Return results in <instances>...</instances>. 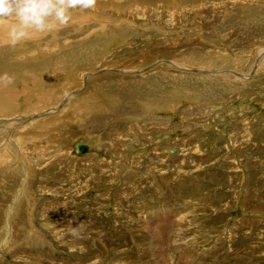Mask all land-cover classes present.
Masks as SVG:
<instances>
[{
    "label": "rangeland",
    "instance_id": "1",
    "mask_svg": "<svg viewBox=\"0 0 264 264\" xmlns=\"http://www.w3.org/2000/svg\"><path fill=\"white\" fill-rule=\"evenodd\" d=\"M164 1L95 0L92 9H71L58 31L15 46L6 43L10 21L0 22V60L36 70L71 59L66 77L52 64L43 79H54L47 88L56 102L39 103L56 108L78 91L60 111L11 126L0 160V264H264V62L249 69L264 47V0ZM163 43L175 47L171 54L152 55ZM141 47L149 57L141 59ZM175 58L253 73L224 80L166 63ZM160 67L175 78L154 74ZM88 90L95 98L85 95L84 105L110 104L109 113H88L79 125L70 107ZM23 94L11 116L33 114L37 99ZM55 115L63 123L41 125ZM22 130L29 135L19 142ZM112 137L124 140L121 156L111 153ZM77 142L88 152L76 154ZM177 213L186 217L178 225Z\"/></svg>",
    "mask_w": 264,
    "mask_h": 264
},
{
    "label": "bare ground",
    "instance_id": "2",
    "mask_svg": "<svg viewBox=\"0 0 264 264\" xmlns=\"http://www.w3.org/2000/svg\"><path fill=\"white\" fill-rule=\"evenodd\" d=\"M168 3V1H164V5L166 6V7H172L173 5H166ZM96 4V3H95ZM170 4H172L171 2H170ZM174 7V6H173ZM169 14H172L173 15V13L172 12H169ZM176 14V13H175ZM87 16V15H86ZM175 19V18H174ZM184 20H186L185 18H184ZM190 39L191 38H186V40H185V42H191L190 41ZM194 39V38H193ZM198 43V42H197ZM167 44H169V43H163L162 44V46L161 47H155V52L154 53H152V55H157V54H171V52H172V50H174V48L173 47H169L170 48V51H168L167 49H169V48H166L165 49V45H167ZM176 44V46H177V43H175ZM175 44H172L173 46H175ZM144 49V48H143ZM143 49H142V47L139 49V50H141V55H140V57H142L141 59H143V58H146V57H149V55H146V52H144L143 51ZM136 50V49H135ZM2 53L0 52V59H2L3 58V56L1 55ZM138 55V54H137ZM142 55H146V56H142ZM6 57V56H5ZM66 57V56H65ZM135 57V56H134ZM84 58H85V56H84ZM139 58V57H138ZM254 60H253V63H252V65H251V67L249 68V69H251V70H253L254 68H257L259 65H261L260 63H262V62H264V47H261V48H259V49H256V51H255V54H254ZM63 58H61V59H58L57 60V58L55 59V60H57L55 63H52V62H49L48 60L46 61V62H48V63H46L45 65H43V64H40L38 67L39 68H37L36 70H34L33 68H30V67H32L33 65H31L30 67H28V66H21V67H18V66H14V65H10L8 62H6V61H2V60H0V63L2 64V65H0V74H2V75H4V73H9V74H7L8 76H10L11 78H12V83L11 84H8V83H6V82H2V81H0V105H2L1 107H2V112H3V114H8V112H9V107H11L12 108V100L15 98V97H17V95L19 94V91H21V93L22 92H24V94L23 95H25V99H28V100H33V98H35V99H37V101L36 100H33L34 101V104H32V105H29L30 107H32V109H33V111H31V110H29L30 112H28L27 114H29V113H33V114H29L28 116H24V117H21V114H20V116H11V114H8V116H6V119L5 120H2V119H0V152L2 151L3 152V154H0V160H3V163H5V161H6V159H7V157L9 156L7 153H8V151H7V149L5 148V146L7 145V144H9V139L10 138H8V135H9V132H10V129H11V126H13V125H15V124H17L19 121H21V120H28V118L29 117H33L32 119H35V118H38V117H43V116H46V115H50L52 112L54 113V111L56 110L57 111V109L59 110V108L60 107H62L65 103H66V101H67V99L69 98V96L70 95H72V94H75V93H77L78 91H73L72 93H70V94H67L64 98H62V99H60V101L57 103V107L55 108V106L53 107V106H48V104L50 105V104H53V103H55L56 102V100L58 99V98H56L55 97V95H54V93H53V91L51 90V88L49 87V89L47 88L48 86H49V81H53L54 79H50V80H47V81H43V79H46L45 77H47V75L49 74V72H51V71H53V70H51V68L50 67H52V64H57L59 67H60V71L62 72L61 74L62 75H65V77L67 76L66 74L67 73H70V71L69 70H67V69H65V66L66 65H68V66H72V68H73V64L72 63H69V60H71V59H69L68 61L67 60H65V61H67V64H66V62L64 61V60H62ZM66 59H67V57H66ZM75 59V58H74ZM78 59V58H77ZM76 59V60H77ZM155 59V58H154ZM81 60H82V58H81ZM137 60V59H136ZM135 60V61H136ZM8 61V60H7ZM140 61V60H139ZM42 63H44V62H42ZM49 63H51V64H49ZM115 63V62H114ZM168 65H170V66H172L173 68H176V69H184V70H186V71H194V72H202V73H204V74H208V73H212V75H221L220 76V78H222V79H227V80H230L232 77L236 80V81H241L242 80V78H245L246 77V75L248 74H246V73H240V72H237L235 69H234V71L233 70H231V71H210V70H203V69H196V67H191V66H188V65H185V64H181L180 63V61H177V59L175 58L173 61L172 60H168L167 62H166ZM24 64V63H23ZM4 65H8V66H10V67H12V68H14V69H11V68H8V67H5ZM56 65V66H57ZM108 65V64H107ZM135 65V64H134ZM133 65V66H134ZM160 65V64H159ZM114 67V66H113ZM112 66L111 67H107V66H104V68L105 69H107V68H113ZM130 67V66H129ZM132 67V66H131ZM260 67V66H259ZM259 67H258V69H259ZM25 68V69H24ZM50 68V69H49ZM159 68V67H158ZM157 68V69H158ZM20 69H24V70H27V71H24V72H21V73H18L19 71H14V70H20ZM49 69V71H47ZM118 69V68H117ZM125 71H124V70ZM257 69V71H258V73L259 72H261L264 68H262L261 70H258ZM55 70V69H54ZM113 70H115V69H113ZM120 70H123L124 72H127V70H131L130 68H128V69H126L125 67L124 68H120ZM59 71V72H60ZM105 71H107V70H102V73L103 72H105ZM116 72H118V73H124V72H120V71H116ZM140 72V71H139ZM176 72V71H175ZM248 72H250V71H248ZM83 73H85V72H83ZM250 73H253V71L252 72H250ZM249 73V74H250ZM88 74V73H87ZM87 74H83L84 76H83V81L85 80V79H87V77H89V75H87ZM101 74V73H100ZM154 74H156V75H166V76H170L171 78H175V74H171V73H169V71H167L166 69H165V71H163V68L162 67H160V69H158V70H156V71H154ZM248 74V75H249ZM1 75V76H2ZM60 77V76H59ZM64 77V78H65ZM259 77V76H258ZM54 78V77H53ZM162 78H164V77H162ZM249 78H250V75H249ZM66 79V78H65ZM165 79V78H164ZM55 80H57V79H55ZM102 81H103V78H102ZM109 81H111V80H109ZM118 81V80H117ZM124 81V80H123ZM132 83H135V82H137L138 83V81L139 80H134V79H132V80H130ZM104 82V81H103ZM119 82L121 83V81L119 80ZM56 82H54V84H55ZM116 83V82H115ZM130 83V82H129ZM139 83H140V81H139ZM82 84V83H81ZM91 84V83H90ZM101 84V83H100ZM104 84V83H103ZM102 84V85H103ZM110 84V83H109ZM123 84V83H122ZM121 84V85H122ZM128 84V83H127ZM126 84V85H127ZM223 84L225 85V83L223 82ZM229 84V83H228ZM56 85V84H55ZM101 85V86H102ZM37 86H39L41 89H43L42 91H37V89H36V87ZM90 86V85H89ZM93 86V85H92ZM105 86V85H104ZM118 86H120V85H118ZM125 86V85H124ZM53 87V86H52ZM94 87V86H93ZM92 87V88H93ZM123 87V86H122ZM227 87V86H226ZM230 87V86H229ZM228 87V88H229ZM38 88V87H37ZM44 88H47V89H45V91H44ZM101 88H103V87H101ZM105 88H106V86H105ZM12 89H15V90H18V91H14V90H12ZM62 89V88H61ZM224 89V88H223ZM223 89H222V91H223ZM40 90V89H39ZM225 90H227V89H225ZM81 91V90H80ZM93 90H88L87 92H85L84 93V95H82L81 97H78V99L80 100H77V98L76 99H74V101H77V102H79L77 105H74V106H72V107H70V111H71V113H73V114H71L72 115V117L73 118H75V119H77V120H75V121H77V124H79L80 125V122H82V120L84 121L85 119H88L89 117H88V113H90V114H97L98 112H100V113H109V111L107 110V108H109L110 107V104H108L109 105V107H105L103 104H101L102 105V107L101 106H99V104H97L95 101L94 102H91L90 103V105L89 106H87L86 107V104L84 105V103H83V97L85 96V95H88L89 97H90V99H94L93 98V95H91V92H92ZM26 92V93H25ZM45 92H47L48 93V95L47 96H44L45 94ZM55 92V91H54ZM58 92V91H57ZM56 92V93H57ZM55 93V94H56ZM92 93H94V91L92 92ZM221 93V92H220ZM225 93V92H224ZM236 93H238L239 94V97L241 96V95H243L244 94V91H242V90H239V92H236ZM59 94V93H58ZM22 95V96H23ZM53 95H54V98H53ZM59 96V95H58ZM57 96V97H58ZM67 97V98H66ZM97 97V96H96ZM40 99H43V101H40ZM55 99V102H53V100ZM97 99V98H96ZM45 100H48L49 101V103L47 104V105H43V104H41V103H43ZM52 101V102H51ZM39 102H41V103H39ZM100 102V101H99ZM47 103V102H46ZM47 107V108H44V107ZM30 107H28V108H30ZM49 107H51L50 109H49ZM53 107V108H52ZM44 111H43V110ZM42 110V111H41ZM55 111V112H56ZM60 111V110H59ZM38 112V113H37ZM70 114V113H69ZM34 115V116H33ZM0 116H2V114L0 113ZM9 116H11V118L10 119H8L9 118ZM76 116H77V118H76ZM84 116H86V118H84ZM8 117V118H7ZM35 117V118H34ZM55 118H57L58 119V122L59 123H63V116H56L55 115V117L54 118H52V119H47V120H44V122H43V124H41V125H48V127L49 126H51V125H53V123H54V119ZM243 120V119H242ZM235 121V120H234ZM243 122V121H242ZM249 122V121H248ZM247 122V123H248ZM20 123V122H19ZM160 123V122H159ZM237 123V122H236ZM155 124L157 125V122H155ZM118 125V124H117ZM124 125V124H123ZM248 125V124H247ZM33 126L34 125H31V128H33ZM36 126H38V125H36ZM127 126V125H126ZM158 126H161L160 124L158 125ZM188 126V125H187ZM22 127V126H21ZM122 127V126H121ZM129 127V126H128ZM243 127V126H242ZM15 128V127H14ZM23 129H25V128H23ZM41 129V128H40ZM116 129V128H115ZM114 129V130H115ZM12 130V129H11ZM26 131H28V133L31 131H40V130H36V129H34V130H30V128H27V129H25ZM25 130H22L19 134H16L15 132H13L14 134H16L15 136H17V139H20V140H18L19 142H21L22 140H23V138H25V137H28V135L26 136V134H25ZM113 130V131H114ZM119 129H117V131H118ZM20 131V130H19ZM116 132V131H115ZM31 134V133H30ZM39 138H44L45 139V137H43V136H41V137H38V139ZM16 139V140H17ZM28 139H31V138H28ZM27 139V140H28ZM37 139V138H36ZM15 140V139H14ZM26 140V141H27ZM12 141V140H11ZM25 141V142H26ZM96 141V140H95ZM11 143V142H10ZM112 143L114 144L113 146V149H112V151H111V153H113L114 155H116V156H121L122 154H124L125 152H124V140L122 139V138H115V137H112ZM20 145H21V143H19ZM76 144V143H75ZM75 144H74V151H75ZM126 144V143H125ZM13 145H16V144H13ZM12 144H11V146H13ZM9 146V145H8ZM2 147V148H1ZM14 147V146H13ZM45 148V147H44ZM43 148V149H44ZM2 149V150H1ZM1 152V153H2ZM6 154H5V153ZM124 152V153H123ZM238 152V151H237ZM36 153H39V154H37L36 155V157L38 158V157H40V156H42L43 154H44V152L43 151H36ZM47 153V152H46ZM53 153V152H52ZM51 152H49V157H51L52 158V156L54 155H51L52 154ZM59 153V152H58ZM41 154V155H40ZM77 157V156H76ZM79 157V156H78ZM61 158V157H60ZM53 160H52V162H55L56 161V163H59V161H58V159L57 158H52ZM77 159V158H76ZM79 160V159H78ZM99 161V160H98ZM29 162H30V160H29ZM85 163V162H84ZM94 163V162H93ZM4 165V164H3ZM84 165H86V164H84ZM89 165V164H88ZM92 165V164H91ZM244 167V166H243ZM5 168V167H4ZM111 169H113L112 167H110ZM85 169V168H84ZM241 173V172H240ZM114 174V173H113ZM88 176V175H87ZM90 177V176H89ZM187 193V192H186ZM245 196V200H246V203L247 204H249L250 203V200H251V198H253L252 197V195H251V192H250V190L244 195ZM181 198H183V197H181ZM184 199V198H183ZM261 203V202H260ZM220 204H222L223 205V203H220ZM222 205L220 206V207H222ZM227 205V204H226ZM263 205V204H262ZM225 206V205H224ZM228 206H229V204H228ZM257 206L258 207H262V206H260L259 204H257ZM226 208V207H225ZM229 208V207H228ZM195 209H197L198 211L199 210H201V208L200 209H198L197 207H195ZM258 208H256V207H253L252 208V211H255V210H257ZM181 213H182V211H180V215H181ZM185 214H188L186 211H185V213H184V216H185ZM182 215H183V213H182ZM187 216V215H186ZM173 217H174V223L176 222V225H178V223H182L183 221H185V219H186V217H182V216H179V214L177 213V214H174L173 215ZM242 223V222H241ZM183 225H185V224H183ZM157 227H161V225H159V226H157ZM167 230V229H166ZM166 232V231H165ZM174 232H176V230L174 229ZM166 235V234H165ZM175 235V234H174ZM176 236H177V233H176ZM184 263V262H183Z\"/></svg>",
    "mask_w": 264,
    "mask_h": 264
},
{
    "label": "clouds",
    "instance_id": "3",
    "mask_svg": "<svg viewBox=\"0 0 264 264\" xmlns=\"http://www.w3.org/2000/svg\"><path fill=\"white\" fill-rule=\"evenodd\" d=\"M94 6L95 0H0V22L10 21L6 43L15 46L34 33L58 31L70 21L71 9ZM0 81L11 84L12 78L4 74Z\"/></svg>",
    "mask_w": 264,
    "mask_h": 264
},
{
    "label": "water",
    "instance_id": "4",
    "mask_svg": "<svg viewBox=\"0 0 264 264\" xmlns=\"http://www.w3.org/2000/svg\"><path fill=\"white\" fill-rule=\"evenodd\" d=\"M90 146L87 143L77 142L75 144V153L78 155L88 152Z\"/></svg>",
    "mask_w": 264,
    "mask_h": 264
}]
</instances>
